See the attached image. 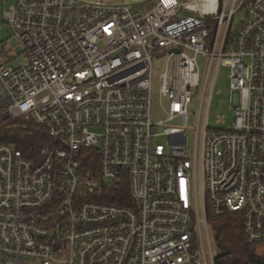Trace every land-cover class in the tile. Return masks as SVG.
Returning a JSON list of instances; mask_svg holds the SVG:
<instances>
[{"label":"built area","instance_id":"built-area-1","mask_svg":"<svg viewBox=\"0 0 264 264\" xmlns=\"http://www.w3.org/2000/svg\"><path fill=\"white\" fill-rule=\"evenodd\" d=\"M152 1L13 0L4 13L22 54L0 52V128L45 133L0 143V264H216L210 221L240 213L246 243L264 245V0ZM221 65L230 130L207 121Z\"/></svg>","mask_w":264,"mask_h":264},{"label":"rangeland","instance_id":"rangeland-1","mask_svg":"<svg viewBox=\"0 0 264 264\" xmlns=\"http://www.w3.org/2000/svg\"><path fill=\"white\" fill-rule=\"evenodd\" d=\"M82 2H94L95 0H79ZM142 5L146 3L149 0H139ZM13 0H0V52L3 57V61L7 60V54L11 56H17L21 55L22 51L18 46L16 38L13 36V31L11 27L8 26V24L4 21V13L9 9L10 4H12ZM104 4L109 5H122L123 3H127L128 0H102ZM246 16L243 15L242 12H239L236 14L234 18L233 23V29L237 27L241 22L246 21ZM166 56H163L161 60L156 59L155 60V66H154V83H153V92H154V110H153V121L158 122L163 120L165 117L164 113L159 110V88H160V75L165 72L166 70V62H165ZM22 60L19 58H16L15 60H11L10 64L14 66H18ZM201 61V60H200ZM207 70V61L201 62V74L203 76L204 80V74ZM231 75H230V68L224 65H221L217 71H216V82L214 85V92L211 99V109L209 116L207 117L208 121V127L214 130H230L232 129V126L235 122L236 117V110L233 108V106L230 104L229 99L231 97ZM201 97H202V91L197 94L195 99L192 102V109H191V116L189 118V127H188V136H189V142L188 146L189 148L193 147L194 141H195V134L196 129L199 127L200 129H203L204 125V119L199 120V115L201 111ZM205 115V110L202 112V117ZM222 118H225L227 122L223 125H219L218 122ZM201 122V125L199 123ZM20 126V125H19ZM178 127L180 126V123H173V124H165L163 127H160V131L164 127ZM17 125L14 123L13 125H7L3 128V132L16 128ZM19 128L23 129L24 126H20ZM161 144H165V139H162L159 141ZM214 251L216 252V245L214 244ZM256 254L264 256V245H260L256 247Z\"/></svg>","mask_w":264,"mask_h":264},{"label":"trees","instance_id":"trees-1","mask_svg":"<svg viewBox=\"0 0 264 264\" xmlns=\"http://www.w3.org/2000/svg\"><path fill=\"white\" fill-rule=\"evenodd\" d=\"M147 3V8H151L155 4L152 0ZM15 124L17 125L16 128L5 132H3L4 127L0 128V143L15 142L22 148L27 145L35 146L37 143L36 137L43 132L45 133L37 126L25 130V128H19L20 126L17 123ZM122 192L124 197L127 198V187ZM105 198L106 202L114 204H123L126 201L111 196ZM210 223L213 227L216 242V264H264V256L255 253L258 246L248 245L244 239L243 215L241 213L225 215V217L216 220L211 219Z\"/></svg>","mask_w":264,"mask_h":264}]
</instances>
